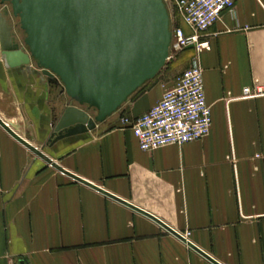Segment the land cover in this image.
Wrapping results in <instances>:
<instances>
[{
  "label": "crops",
  "instance_id": "obj_1",
  "mask_svg": "<svg viewBox=\"0 0 264 264\" xmlns=\"http://www.w3.org/2000/svg\"><path fill=\"white\" fill-rule=\"evenodd\" d=\"M14 26L11 10L0 9V117L42 155L0 126V264H213L70 174L158 217L222 264H264V97L241 98L245 86L264 83V0H236L206 33L210 134L154 151L140 148L120 114L134 119L154 106L164 91L155 80L94 130L51 139L70 100L36 64L6 65L3 51L24 46Z\"/></svg>",
  "mask_w": 264,
  "mask_h": 264
},
{
  "label": "water",
  "instance_id": "obj_2",
  "mask_svg": "<svg viewBox=\"0 0 264 264\" xmlns=\"http://www.w3.org/2000/svg\"><path fill=\"white\" fill-rule=\"evenodd\" d=\"M9 3L25 33L24 46L3 51L9 67L33 58L49 82L63 83L71 102L60 110L51 139L89 130L117 112L168 61L171 22L164 0H1ZM28 47L29 52L26 51ZM0 126L14 139L42 155L1 117ZM74 179L153 219L206 257L222 264L158 217L85 179ZM24 264V263H21Z\"/></svg>",
  "mask_w": 264,
  "mask_h": 264
},
{
  "label": "built area",
  "instance_id": "obj_3",
  "mask_svg": "<svg viewBox=\"0 0 264 264\" xmlns=\"http://www.w3.org/2000/svg\"><path fill=\"white\" fill-rule=\"evenodd\" d=\"M166 2V0H165ZM178 18L189 27L174 24L171 15L172 40L168 60L174 50L194 48L191 64L171 84L163 85L161 99L142 115L131 119L121 115L129 125L143 151H154L169 145H184L210 134L212 110L207 102L201 54L211 50L206 33L220 20L224 11H232L236 0H171ZM264 97V83L256 82L243 88V99ZM185 236V235H184ZM186 237V236H185ZM187 238V237H186Z\"/></svg>",
  "mask_w": 264,
  "mask_h": 264
},
{
  "label": "rangeland",
  "instance_id": "obj_4",
  "mask_svg": "<svg viewBox=\"0 0 264 264\" xmlns=\"http://www.w3.org/2000/svg\"><path fill=\"white\" fill-rule=\"evenodd\" d=\"M0 3H1V0H0ZM166 4L168 6L170 16L172 15V18H173L172 20L174 24L175 25L180 24L181 20L178 18L177 10L174 4L171 2V0H166ZM8 6L10 7L9 4ZM4 7L6 8V6L1 3L0 9H4ZM14 24H15L14 26L15 30L23 34V37H21V43H23L25 33L20 27L19 19L16 17H14ZM191 50H194V48L191 47V48L183 49L180 51L178 50L172 51L171 52L172 57L167 61L165 66L160 70V72L152 80H155L157 82L163 81L162 84L164 85V82L166 80H169V79L171 80L172 78L176 77L179 73H181L184 69L188 68L189 65L191 64V60L193 57L191 54ZM12 125L15 126L17 130L19 131V128L17 124L15 123V121H13Z\"/></svg>",
  "mask_w": 264,
  "mask_h": 264
},
{
  "label": "bare ground",
  "instance_id": "obj_5",
  "mask_svg": "<svg viewBox=\"0 0 264 264\" xmlns=\"http://www.w3.org/2000/svg\"><path fill=\"white\" fill-rule=\"evenodd\" d=\"M167 5V4H166ZM168 7V6H167ZM170 22H171V16H170ZM20 24V23H19ZM20 27H21V25H20ZM171 31H172V27H171ZM26 36V35H25ZM25 36H24V38H25ZM171 40H172V38H171ZM23 45H24V41H23ZM171 45V44H170ZM25 48H26V51L27 52H29V50H28V47L27 46H25ZM30 64H36V66L39 68V69H41L42 70V72H43V69L40 67V66H38V64H37V61H35L33 58L31 59V62H30ZM58 82H59V84H60V88H62L64 85H63V83H62V81L60 80V79H58ZM64 95H66V93L65 92H62ZM120 110V109H119ZM118 110V111H119ZM117 111V112H118ZM117 112H115L114 114H116ZM113 114V115H114ZM120 116H121V114H120ZM7 123V122H6ZM8 124V123H7ZM9 125V124H8ZM10 126V125H9ZM11 127V126H10ZM20 135V134H19ZM21 136V135H20ZM34 146V145H33ZM34 152V151H33ZM35 153V152H34ZM37 154V153H36Z\"/></svg>",
  "mask_w": 264,
  "mask_h": 264
}]
</instances>
